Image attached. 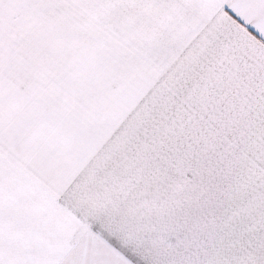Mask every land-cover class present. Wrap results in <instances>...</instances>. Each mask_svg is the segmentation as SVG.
I'll use <instances>...</instances> for the list:
<instances>
[{"label": "snow or ice", "instance_id": "1", "mask_svg": "<svg viewBox=\"0 0 264 264\" xmlns=\"http://www.w3.org/2000/svg\"><path fill=\"white\" fill-rule=\"evenodd\" d=\"M11 2L0 0V14ZM135 2L162 15L113 110L63 150L43 140L21 149L49 172L63 168L53 183L13 166L0 124V264H264V0ZM19 199L55 219L43 239L11 226Z\"/></svg>", "mask_w": 264, "mask_h": 264}, {"label": "crops", "instance_id": "2", "mask_svg": "<svg viewBox=\"0 0 264 264\" xmlns=\"http://www.w3.org/2000/svg\"><path fill=\"white\" fill-rule=\"evenodd\" d=\"M1 15L11 20L4 25V40L9 43L30 42L24 38H31L28 31L35 29L30 24H39L37 18L41 22L47 21L44 16H58V59L52 62L58 61L59 68L50 72L56 78L42 79L40 70H21L18 64L23 60H17L16 66L6 70L9 117L4 125L9 139L15 135L30 143L43 140L51 150L58 151L84 131H94L113 110L115 99L134 78L129 65L138 54L142 37L154 31L162 14L156 6L135 0H12ZM126 125L127 121L123 122L115 135L123 134ZM11 141V163L28 171L35 183L50 185L63 172L62 167L49 172L34 164ZM109 147L108 142L100 145L92 163L103 159ZM91 178V165L77 176L82 183ZM73 206L78 215L93 223L99 221L106 235L108 225L91 205ZM55 223L30 199H19L11 205V226L28 235L43 239Z\"/></svg>", "mask_w": 264, "mask_h": 264}, {"label": "rangeland", "instance_id": "3", "mask_svg": "<svg viewBox=\"0 0 264 264\" xmlns=\"http://www.w3.org/2000/svg\"><path fill=\"white\" fill-rule=\"evenodd\" d=\"M43 19H47V21L40 22L37 18L39 24L32 23L29 25L35 27L34 30L28 31L31 38L24 37L30 42L15 40L9 43V40H4L6 38L4 25L11 20L7 15L0 14V124L3 126L9 117V112L6 109L8 103L6 70H11L13 66H16L17 60H23L18 64L22 67L21 70H40L42 79L46 76L47 79L51 78V80L56 78L50 72L59 68L58 61L52 62L58 59V41L55 39V33H57L55 30H58V28H55L58 27V16H44ZM18 32L23 36V32ZM10 140L14 141L16 149L30 143L15 135H10Z\"/></svg>", "mask_w": 264, "mask_h": 264}]
</instances>
